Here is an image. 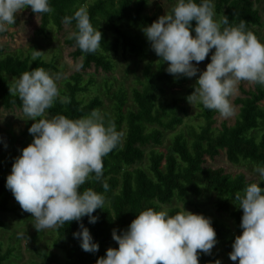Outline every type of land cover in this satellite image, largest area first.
<instances>
[{"label":"trees","instance_id":"trees-1","mask_svg":"<svg viewBox=\"0 0 264 264\" xmlns=\"http://www.w3.org/2000/svg\"><path fill=\"white\" fill-rule=\"evenodd\" d=\"M169 1L173 4L167 12H171L177 2ZM261 1L213 0V4L218 19L227 16L230 25H238L243 20L246 30L259 38L258 27L263 25V15L257 5ZM148 4L149 0H50L53 11L37 14L31 6L27 7L30 15L38 17L35 35H47L51 28L60 35L64 34L65 27L71 28L70 33L75 32L76 21L66 24L63 17L72 15L82 6L88 11L93 26L102 32L101 47L90 53L83 52L75 39L69 38L70 33L64 36L70 56L78 62L77 69L58 87L64 102L58 97L48 113L76 119L96 109L106 122H114L116 129L123 133L117 147L103 157L102 177L97 180L93 174L92 179L81 186V190L91 187L102 192L106 198L103 208L93 213L98 215L95 223H89L87 215L82 217L94 240L99 242L98 251L87 252L81 248L80 240L73 236L79 222L73 220L55 227L52 246L61 254L53 250L41 252L48 263L96 264L108 247H118L112 236L113 228L126 229L138 213L148 207L159 210L166 205L169 214L183 210L175 202L204 214V203L212 198L217 213L226 214L228 218L211 219L217 233L216 245L227 257L235 236L242 234L243 209L234 203V194L243 193L249 183L259 179L243 170H231L220 160L236 165H264V105L260 103L264 99V85L252 82L250 88L242 87V94L235 98L239 110L232 123L223 120L215 124L217 110L207 109L198 102L201 121L197 125L189 124L187 131L174 133L170 144L164 150L159 148L164 143L165 133L183 124L187 108L182 102L188 101L187 96L194 91L202 70L199 68L193 77L177 79L166 70L168 62L160 59L156 67L148 62L129 89L116 83L112 74L119 54L141 59L149 55L151 44L142 29L156 20L159 13H149ZM192 24L195 35L196 21ZM5 33L7 30L0 32ZM214 51L211 49L203 60L206 64ZM35 52L40 54L34 58ZM35 52L24 55L0 46V103L4 107L16 106L23 112L18 94L10 92L16 82L14 77L36 67L58 71L55 57L46 59L41 51ZM100 73L105 77L99 81L97 74ZM190 81L182 97L167 93V86ZM106 99L108 105H105ZM14 160L11 156L8 161L10 171ZM6 177L0 159V228L5 226L1 214L11 213L19 219L26 216L21 206L13 203L16 199L6 187ZM105 181L109 185L107 190L102 186ZM260 183L264 187V181ZM13 253V245L3 248L0 242V264ZM219 258V250L214 247L210 254L199 255L200 264H215ZM234 263L238 264V260Z\"/></svg>","mask_w":264,"mask_h":264},{"label":"clouds","instance_id":"clouds-1","mask_svg":"<svg viewBox=\"0 0 264 264\" xmlns=\"http://www.w3.org/2000/svg\"><path fill=\"white\" fill-rule=\"evenodd\" d=\"M28 6L36 14L53 11L50 0H0V32L14 24L17 14ZM72 20L77 30L69 38H74L83 52H96L101 47L102 32L93 26L86 8L63 17L66 24ZM142 30L157 56L168 62L166 70L177 79L195 76L200 71L199 62L215 49L197 77L194 91L187 96L191 104L199 102L230 117L234 113L230 97L241 81L264 85V41L246 30L243 20L230 25L227 16L215 18L213 0H177L171 12ZM39 54L35 52L34 58ZM58 79L59 74L36 67L21 73L10 87L22 101L27 119L35 122L28 129L33 140L15 158L6 187L21 208L32 213L38 231L76 220L79 229L73 236L84 251L96 252L99 242L82 217L87 215L89 223H95L98 215L93 213L103 208L106 198L102 192L91 187L81 190V186L93 174L97 180L102 177L103 157L117 147L123 133L96 109L76 119L63 114L45 117L58 97L64 102ZM254 171L259 180L233 198L243 209V231L235 236L229 253L238 264H264V187L260 183L264 181V165H256ZM102 186L109 188L106 181ZM112 236L118 247H108L96 264H200V253L210 254L218 242L211 218L185 207L175 214L166 208L148 207L126 229L113 228ZM215 264L221 261L217 259Z\"/></svg>","mask_w":264,"mask_h":264},{"label":"rangeland","instance_id":"rangeland-1","mask_svg":"<svg viewBox=\"0 0 264 264\" xmlns=\"http://www.w3.org/2000/svg\"><path fill=\"white\" fill-rule=\"evenodd\" d=\"M172 4L173 1L169 0H149L147 11L149 13L158 12L160 16L165 14ZM257 6L260 8L263 15V25L258 27L259 39L264 41V0H262ZM215 18L218 19L216 14ZM38 23V17L30 15L27 8H25L17 14L15 23L7 27V33L3 35L0 34V46L5 47L7 51H20L24 55L29 53L32 54L36 50H39L46 59L55 57L58 71L49 70L47 72L53 75L59 74V79L56 82L60 88L64 79L77 69L78 62L70 56V48L63 42L64 36L71 32V28L65 27L64 34L61 35L55 33L53 28L49 30L47 35H35L34 30ZM160 59L162 58L158 57L152 48L149 49V55L146 59L136 58L128 54H119L116 57L117 66L112 75L115 77L116 83H121L124 87L129 89L136 83L137 75L148 62H152L153 66L156 67ZM193 63L196 62L193 61ZM206 66L207 64L204 61H200L198 64V67L202 71L206 69ZM104 75L105 74L103 73L97 74V79L99 81L103 80L105 77ZM18 78L19 77H14L13 80L16 81ZM191 83L192 81L186 82L182 85L167 86V93L182 97L185 87ZM251 84L252 82L249 81H241L238 84L235 95L230 97L234 108L233 115L230 117H224L217 111L215 115V124L218 125L223 120H227L231 123L234 121L239 110L235 98L242 94V87L250 88ZM182 103L187 108V113L183 115L184 122L179 125L176 130L167 131L165 133L164 143L159 147L163 150L170 144L174 133L181 130L187 131L189 124L197 125L201 121L200 117H198V102L191 104L189 101H184ZM260 103L264 105V99ZM105 105H108L107 99L105 100ZM44 115L51 118V115L47 110ZM25 119H27L26 114L18 107L6 108L0 103V159L4 165V173L7 175L11 172L8 165L10 157L14 156L16 158L21 154L23 147L27 146L33 140V135L29 133L28 129L35 121L33 119ZM220 162L228 165L231 170H243L247 172L250 177L259 179V174L254 171L255 165L251 163H243L240 165L229 164L224 159H221ZM211 199L212 198L206 199V202L204 203V206L206 207V213H204V215L211 219L222 217L227 220L228 218L226 214L217 213ZM13 203L20 205L16 200H13ZM174 204H179L182 209L185 207L186 209L195 212L190 206H184L179 202H175ZM166 207V205L163 206V208ZM22 211L26 213V216L23 219H19L11 213L1 214L5 226L0 228V242L3 244V248L13 245L14 249V253L4 262V264H57L55 262H46L41 255V252L50 250L61 254L57 248L52 246L55 227L38 231L33 225L35 223V218L32 217V213L25 210ZM229 222L231 221L229 220ZM21 233L23 235H21ZM213 247L219 250V260L221 261V264H235L234 261L224 255L218 245L215 244Z\"/></svg>","mask_w":264,"mask_h":264}]
</instances>
